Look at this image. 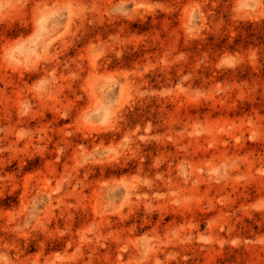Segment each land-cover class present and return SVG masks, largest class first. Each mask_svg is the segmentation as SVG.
<instances>
[{"label": "rangeland", "instance_id": "rangeland-1", "mask_svg": "<svg viewBox=\"0 0 264 264\" xmlns=\"http://www.w3.org/2000/svg\"><path fill=\"white\" fill-rule=\"evenodd\" d=\"M0 264H264V0H0Z\"/></svg>", "mask_w": 264, "mask_h": 264}]
</instances>
